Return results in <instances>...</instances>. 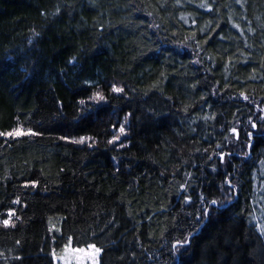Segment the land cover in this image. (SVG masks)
I'll return each instance as SVG.
<instances>
[{"label":"trees","instance_id":"1","mask_svg":"<svg viewBox=\"0 0 264 264\" xmlns=\"http://www.w3.org/2000/svg\"><path fill=\"white\" fill-rule=\"evenodd\" d=\"M260 117L264 0H0V264H264Z\"/></svg>","mask_w":264,"mask_h":264},{"label":"snow or ice","instance_id":"2","mask_svg":"<svg viewBox=\"0 0 264 264\" xmlns=\"http://www.w3.org/2000/svg\"><path fill=\"white\" fill-rule=\"evenodd\" d=\"M237 2H239V0H237ZM211 10V9H209ZM111 90L113 93H116V94H119V93H123L124 92V89L121 88V87H116L115 85H111ZM243 95V94H242ZM94 100L96 101H105L106 98L99 92H97L95 94V96L93 97ZM244 99L247 100L248 97L247 96H244ZM81 103H83V101H81ZM260 120L261 121H264V117H260ZM262 126H264V124H262ZM257 127V124L255 122H251L250 121V128L251 129H255ZM234 134H236L237 138H239V134L237 132V129L236 128H232L231 130ZM119 132L121 134H123L125 132V128L123 125L120 126L119 128ZM38 133H35L33 132L31 129H29L27 132H24L22 131L20 128H16V129H13V131L9 132V133H0V135H7V136H10V137H18V136H21V135H37ZM245 135L247 137H251L253 135L252 131L251 130H246L245 131ZM84 140L85 138L84 137H81L80 140L78 141H74L76 143H84ZM119 140V136H113L112 140L109 141V143H114L115 141ZM250 146V145H249ZM221 160H223V157H221ZM229 183V190L231 189V184L230 182ZM186 201L187 202H190L191 201V198L190 197H185ZM201 201L203 202L204 201V197L203 195H201L200 197ZM16 203H18V201H16ZM210 203L212 205H216L217 204V201L215 199L211 200ZM205 215H207V212L204 213ZM13 215L12 212H9L8 213V216L11 217ZM3 225L5 227H8L10 225V221L9 219H4L3 220ZM69 241H71V238H69ZM189 241L187 240H184V241H177L175 245H173L174 248H177V247H180V248H183L184 245L186 243H188ZM87 249L89 251H86L85 248H75V249H71L70 248V244L69 245H65V253H71L74 255V258L76 260V264H84V261L85 260H89L91 261V264H99V261H98V256L99 254L102 252V249L97 247L95 244H88L87 245ZM53 258L54 259H59L61 257H57L56 254H55V251H53ZM64 260H65V264H68V260H69V256L68 255H65L64 257H62Z\"/></svg>","mask_w":264,"mask_h":264},{"label":"rangeland","instance_id":"3","mask_svg":"<svg viewBox=\"0 0 264 264\" xmlns=\"http://www.w3.org/2000/svg\"><path fill=\"white\" fill-rule=\"evenodd\" d=\"M235 137H237L236 136V134H235ZM250 145V143L248 144V146ZM70 244V248L71 249H75V248H85L86 249V251H89L88 249H87V246H81V247H76V246H72V244L70 243V242H68L66 245H69ZM65 246H64V248L62 249V250H60V251H58V250H53V251H55V254H56V256L57 257H61V258H59V259H54L53 258V251H52V253H51V255H52V260H53V264H65V260L62 258V257H64L65 255H68L69 256V260H68V264H76V260H75V258H74V255L73 254H71V253H65ZM101 254V253H100ZM100 254H99V256H98V261H99V264H100ZM84 264H91V261H89V260H85L84 261Z\"/></svg>","mask_w":264,"mask_h":264}]
</instances>
